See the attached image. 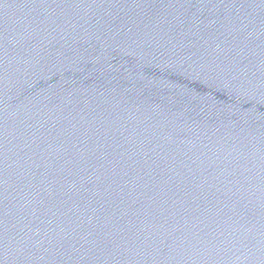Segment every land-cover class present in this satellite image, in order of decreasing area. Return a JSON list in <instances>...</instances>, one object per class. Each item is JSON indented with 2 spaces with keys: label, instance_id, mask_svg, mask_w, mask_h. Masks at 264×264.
<instances>
[{
  "label": "water",
  "instance_id": "95a60500",
  "mask_svg": "<svg viewBox=\"0 0 264 264\" xmlns=\"http://www.w3.org/2000/svg\"><path fill=\"white\" fill-rule=\"evenodd\" d=\"M0 264H264V0H0Z\"/></svg>",
  "mask_w": 264,
  "mask_h": 264
}]
</instances>
